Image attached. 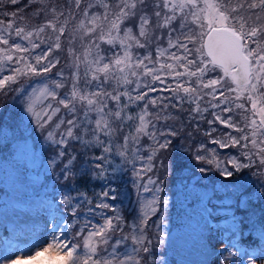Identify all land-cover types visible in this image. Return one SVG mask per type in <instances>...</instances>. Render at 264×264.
Instances as JSON below:
<instances>
[{
  "label": "snow or ice",
  "instance_id": "snow-or-ice-1",
  "mask_svg": "<svg viewBox=\"0 0 264 264\" xmlns=\"http://www.w3.org/2000/svg\"><path fill=\"white\" fill-rule=\"evenodd\" d=\"M30 4L37 5L32 15L41 23H18L25 17L17 12L7 22L0 20V93H17L13 102L20 109L15 126L0 124V148L10 149L11 156L2 165L3 183L30 189L0 204L7 222L0 264L152 261L155 246L164 243L159 237L170 203L158 173L171 174L172 162L161 154L174 138H191L185 129L200 120L209 125L203 131L209 144L238 154L222 157L204 143L182 148L210 166L198 171L215 170L228 180L254 169L250 175L257 179L252 192L247 178L231 187L186 185L184 198L198 238L204 247L215 238L217 264H264V213L250 211L264 200V0H88L83 8L84 0ZM62 38L68 58L52 78L62 63L54 55L63 50ZM34 77L43 79L27 89L13 87ZM25 120L53 149L45 161L57 182L51 192L41 194L47 186L29 167L37 156L24 134ZM213 125L229 131L213 136L218 132ZM73 143L83 149L81 155L92 152L79 167ZM129 165L138 205L131 220L115 203L119 196L127 198L121 185ZM78 175L102 182L95 200L75 191ZM39 219L45 225L42 236L36 235Z\"/></svg>",
  "mask_w": 264,
  "mask_h": 264
},
{
  "label": "trees",
  "instance_id": "trees-1",
  "mask_svg": "<svg viewBox=\"0 0 264 264\" xmlns=\"http://www.w3.org/2000/svg\"><path fill=\"white\" fill-rule=\"evenodd\" d=\"M36 7L37 5L30 4V0H19V3L15 5L11 4L9 0H0V20L7 22L8 20L12 19L10 14L12 12H17L18 16L25 17L22 22L18 21V23L35 26L42 22V18H33L32 14L34 13ZM5 13H8L9 15H5ZM61 19H63V17ZM0 47H2V45H0ZM77 51H79V48L77 49ZM55 53H57V56H59L62 61V63L57 67L62 68L64 66V60L63 56L61 55V51ZM54 72L55 70L53 69L52 73L49 75L53 78H56ZM37 80H40V77L22 80L20 85H13V87L15 88L23 86L27 89L30 84L36 82ZM63 91H66V89L62 90L61 94H63ZM16 95L18 94L13 92H8L7 95L0 93V124L15 126L19 122V105L18 102H13ZM164 95H167V93H164ZM206 117L207 119H212L211 112L207 113ZM197 123H199L200 125V132L196 131ZM23 127L25 129L24 134L30 137L29 143H34L36 146V155L47 160L53 149L48 147L40 132L38 130H35L34 126L29 125L27 120L24 121ZM208 128L209 125L207 124L206 120L192 121V123L185 129V134L188 131H191L192 137L188 139L174 138L172 147H170L167 152H163L161 154L166 163L168 162V160H171L172 162L171 174L165 177L163 171H160L158 173L162 178H164L165 192L169 197L170 203L165 214V221L163 224L164 235L159 237L160 239L164 240V243L162 245L155 246V258L152 261H148V258L145 257V261L147 262V264H157L159 262V258L162 255L166 256L167 254L170 258L172 257V259H169V261H175L176 258L173 257L175 254L181 255L180 253H187V251L190 249L191 251L188 253L190 262L188 263V260H184L185 262L182 261L181 264H210L211 262L210 260L213 255L211 253H213V250L210 249L211 244H209V242V246H202L204 242L199 240L198 233L196 232L188 235L185 238L182 237V231L188 225V219L190 218V209L188 207V202H186L184 198L186 185L190 186L192 184L199 183L200 185L207 186L208 189H211L213 184L219 186L222 183H227L229 187H231L234 182H238L242 178H247L248 182L252 184V187H249L247 191H254L255 180L257 178L250 175V173L254 171V169H245L241 173L234 174L233 177L228 178V180H224V178L221 177L215 170L207 173H200L198 171L199 167L210 166L196 162L193 159L191 152L182 150V148H194L199 143L206 144L208 148H216L218 153L222 150H227L219 149L217 145L208 143L210 138L203 135V131L208 130ZM12 134V132H8L9 137H11ZM16 135H20L19 130L16 131ZM3 143L7 144L8 142L3 141ZM143 143H149L147 138L143 140ZM70 147L72 148L73 152L77 154V167L81 165V163L87 156L92 155V152H86L81 155L83 149H81L78 144L73 143L70 145ZM93 151H95L96 153L99 152L98 149H94ZM10 159V149L0 148V169L2 168V165ZM127 167L129 168V175L124 176V182L121 185V191L127 196V198L125 199L124 196H119L118 200L115 201V203L118 207L121 208L122 212H124L126 219L131 220V218L137 214L138 205L136 203V190L131 185V166L129 165ZM185 169H187V171H185ZM32 172L38 173L40 176V183L46 184L47 186L46 189H39L41 194H43L45 191L51 192L53 185L57 184V182L52 179L51 175L47 171V165H45L42 169H40L39 167H35V170H33ZM113 186L116 185L114 184ZM101 188L102 182L89 175H78V178L75 180V191L85 192L87 193L88 197L92 198L93 200H95L94 194L101 191ZM0 189L3 190L2 192H0V204H2L5 200L3 198L5 189L1 184ZM57 191H63V188H60L58 186ZM109 202L112 203L111 201ZM80 211L81 213H83L84 208H81ZM250 211H253L256 214L264 213V200H261L259 203L252 204ZM108 214L111 215V213ZM241 214L245 219L248 218V213ZM158 215L152 217V220H158ZM260 218L264 219V216H261ZM245 227H247V225H245ZM71 231L72 235L74 236L76 229H72ZM154 232L155 228L150 229L148 231L149 237H152ZM0 233L4 234V232ZM207 251L212 252H209L210 254L208 253L209 257L205 260Z\"/></svg>",
  "mask_w": 264,
  "mask_h": 264
},
{
  "label": "rangeland",
  "instance_id": "rangeland-1",
  "mask_svg": "<svg viewBox=\"0 0 264 264\" xmlns=\"http://www.w3.org/2000/svg\"><path fill=\"white\" fill-rule=\"evenodd\" d=\"M61 2H64V0H61ZM88 3V0H84V4H82V8ZM80 18V16L78 15L77 16V20ZM75 23V21H73L72 23L69 24V31H71L72 27H73V24ZM19 42V41H17ZM68 47V44H67V41L64 40V38H62V51H61V55L63 56V60L64 62L67 60V53H66V49ZM37 51H40L39 49ZM79 51H81V49H79ZM141 53H143V49H140L139 50ZM55 56H57V53H54ZM61 67H57L54 72V74H56V72L58 70H60ZM9 74L7 71H5L3 73V75H7ZM53 78V77H52ZM43 79V77H40V80ZM39 80H37L36 82L32 83L29 85V87L31 85H34L38 82ZM28 87V88H29ZM157 87H159V85H157ZM1 108V107H0ZM137 109L133 108L131 109L132 112H135ZM1 113V112H0ZM214 127H217L218 128V132L217 133H214L213 136H216V135H219L220 132H227L229 131L228 129H224L222 126L220 125H213ZM219 154L223 157L224 155L226 154H238L237 153V149H234V148H228L227 150L225 151H221L219 152ZM37 156V159L35 160V164H30L29 167L33 170H35V167H39L40 169L44 168V166L46 165L45 163V159L44 158H41L39 157L38 155ZM0 184L3 185V188L5 189V192L3 194V198L4 199H7V196H12V195H18V196H21L23 197L26 193H30V189L28 188H25V187H22V186H19V185H14L11 181L8 182V184L6 185L5 183H3V168L0 169ZM7 194V195H5ZM7 224L6 221H4L2 219V212H0V232H4V227L5 225ZM189 225V226H188ZM188 225L183 229L182 231V234H183V238L187 237L188 235L196 232L197 233V230L195 228V222L194 220L192 219H188ZM8 227L10 228V224H8ZM44 231H45V225H44V221L42 219H39L37 220V225H36V235L37 236H42L44 234ZM0 235H2V233H0ZM22 239H25L22 237ZM209 244H211V247L210 249L213 250L212 248V245H215L216 247H218V243L216 242L215 238H211L210 241H209ZM191 251L188 250L187 253H180L181 255H174L173 257L176 258L175 261H169V259H172V257L170 258L169 255L167 254L166 256L165 255H162L160 258H159V262L157 264H181L182 261H187L188 263L190 262V257L188 256V253ZM210 251H207L206 255H205V260L208 259L209 257V254L212 252ZM209 253V254H208ZM213 254V253H211ZM184 261V262H185ZM210 264H217L216 262V258L214 256V254L212 255V258L210 260Z\"/></svg>",
  "mask_w": 264,
  "mask_h": 264
}]
</instances>
